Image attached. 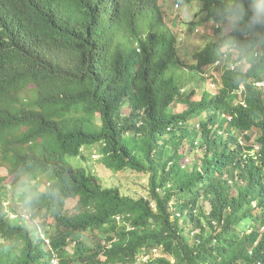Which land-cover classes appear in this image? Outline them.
<instances>
[{"label": "trees", "instance_id": "16d2710c", "mask_svg": "<svg viewBox=\"0 0 264 264\" xmlns=\"http://www.w3.org/2000/svg\"><path fill=\"white\" fill-rule=\"evenodd\" d=\"M200 1L219 34L229 0ZM244 6L260 22L194 54L224 64L192 99L158 0H0V168L27 179L14 195L0 174V264H264V5ZM94 144L149 196L73 164Z\"/></svg>", "mask_w": 264, "mask_h": 264}, {"label": "rangeland", "instance_id": "374dc122", "mask_svg": "<svg viewBox=\"0 0 264 264\" xmlns=\"http://www.w3.org/2000/svg\"><path fill=\"white\" fill-rule=\"evenodd\" d=\"M158 3L161 7V10L164 14V19L166 24L172 25L171 30L175 33V36H178L176 31L183 29L185 35L182 36V41H179L178 44H175V52L182 62V69L184 72L181 75L179 84H184V89L187 93L194 90V95L192 99H198L201 96V92L204 90L215 91V83L220 82L221 75V65L224 64L223 59L220 60L218 64L211 66H206L201 71H193L187 68L188 65L194 64V54L201 50L204 45L209 41H217V39L223 34L230 31L231 26L226 24L223 25V30L216 34L214 31L216 23L212 20L205 19L204 13H199L201 8L200 0H158ZM258 3L264 4V0H258ZM179 4V7L177 6ZM196 13L198 15H196ZM195 20L197 23L190 25V21ZM180 33V32H179ZM182 33V31H181ZM233 58L238 56L237 51L233 48L231 50ZM236 68L245 70L247 64L242 61V64L236 66ZM180 71H182L180 69ZM184 108L181 104L175 105V110H182ZM127 112V110H125ZM99 144H94L86 146L83 148L82 156L72 158L73 164L77 166H89L90 170L96 174L104 186H118L121 193L130 197H140V196H149L148 188V174L143 172H137L134 170H122V171H113L107 168L101 161V150ZM181 149V151H184ZM188 157V156H187ZM190 157L188 158V161ZM0 174L4 176V183L9 185L8 192L20 193L22 192L21 183L27 179L23 176L15 177L7 172L6 168L3 166L0 168ZM45 179H41L43 183ZM45 186L42 184L40 189H43ZM15 202V201H14ZM76 200L68 201V207L72 210ZM18 210V207H17ZM21 213L28 214V212L21 211ZM42 219H36L35 224ZM50 222V219L47 220ZM46 228H49L46 226ZM41 233H43V228H40ZM98 232L84 231L80 234L81 240L85 243L86 246L90 248H95L98 240ZM0 243L7 244L8 241L0 238ZM66 251L71 254L73 252V244H70L66 247ZM58 259V257H55Z\"/></svg>", "mask_w": 264, "mask_h": 264}, {"label": "clouds", "instance_id": "9594fccd", "mask_svg": "<svg viewBox=\"0 0 264 264\" xmlns=\"http://www.w3.org/2000/svg\"><path fill=\"white\" fill-rule=\"evenodd\" d=\"M259 5H264V4L261 3ZM177 6L179 7V4H177ZM221 17H222L223 22L226 25L231 26L232 28H237L239 25H242L245 23H247L249 27H253L260 22L258 13L253 15L251 18H248V11L244 6V0H229L227 7L221 13ZM206 21H207V19H206ZM213 22L216 23L215 21H213ZM217 26H219V23H216L215 28ZM181 31H182V33H181ZM176 33L179 35V37H178L179 39L183 35H185V31H183V29L176 31ZM219 62H220V59L217 60L215 62V64H218ZM153 252H154L153 256L161 255V251L159 250V252H158V249L156 251H153ZM157 252H158V254H157ZM146 258H147V256L143 257L144 260ZM53 261H55V264H57L56 259H53L51 261V264H53Z\"/></svg>", "mask_w": 264, "mask_h": 264}, {"label": "built area", "instance_id": "2783aa9c", "mask_svg": "<svg viewBox=\"0 0 264 264\" xmlns=\"http://www.w3.org/2000/svg\"><path fill=\"white\" fill-rule=\"evenodd\" d=\"M157 249H153V251H156ZM53 264H55V261H53Z\"/></svg>", "mask_w": 264, "mask_h": 264}]
</instances>
